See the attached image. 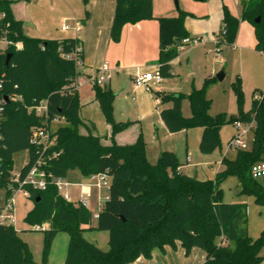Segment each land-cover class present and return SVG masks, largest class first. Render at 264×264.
Returning a JSON list of instances; mask_svg holds the SVG:
<instances>
[{"label": "trees", "instance_id": "16d2710c", "mask_svg": "<svg viewBox=\"0 0 264 264\" xmlns=\"http://www.w3.org/2000/svg\"><path fill=\"white\" fill-rule=\"evenodd\" d=\"M87 0H84L86 2ZM14 0H0V12L11 21L12 35L23 42L0 53V71L5 73L0 97L5 99L0 111V190L11 196L18 184L10 186L13 158L18 151L28 150L29 161L20 170L23 177L36 159L47 160L46 169L55 176L67 178L77 170L82 176L106 172L110 177L109 195L91 226L92 213L80 202L65 199L58 187L50 183L46 189L23 187L33 200V207L24 217L32 228L48 222L44 229L43 259L35 260L32 250L15 226L0 223V264H47L49 249L60 230L70 234L64 264H129L140 256L150 258L155 250L165 252L167 245L176 247L180 241L189 253L193 247L206 252L202 264H262L264 230L253 239L248 229L246 203L226 202L221 197L220 183L236 175L242 190L264 204V185L251 175L252 166L264 160V91L255 96L249 110H241L226 118L209 113L207 77L201 87L191 92L157 91L161 103L160 116L169 132L202 127L200 150L212 152L220 144V130L225 123L255 121L254 139L250 149H237L233 158L224 155V168L215 178L201 180L179 170L181 162L173 150H162L155 163L148 160L145 140L140 129L136 140L120 144L116 135L136 121L118 120L114 114L115 92L108 85H93L104 119L110 125V143L94 132L81 116V101L73 81L83 72L82 64L69 53L80 42L74 37L40 38L27 34L24 22L16 18ZM240 17L223 5L225 41L233 43L240 20L253 24L258 51L264 52V0H241ZM186 11L178 15L159 17V66L162 76L173 74L171 61L179 56L180 44L190 33L185 26ZM260 21H256L257 17ZM153 0H116L110 37L119 41L126 23L154 18ZM200 38V37H198ZM82 47V46H81ZM83 49V48H82ZM12 53L9 62L7 54ZM78 56L82 57V52ZM239 102L242 84L239 75L233 82ZM257 89L254 90L256 95ZM190 102L191 114L182 112V101ZM47 100V116H38L34 106ZM65 124L52 130L55 121ZM48 126L54 143L48 149H38L31 142V130ZM85 128V131L82 129ZM89 226V227H87ZM88 228L108 231L109 248L102 249L84 236ZM36 229V228H34Z\"/></svg>", "mask_w": 264, "mask_h": 264}, {"label": "rangeland", "instance_id": "374dc122", "mask_svg": "<svg viewBox=\"0 0 264 264\" xmlns=\"http://www.w3.org/2000/svg\"><path fill=\"white\" fill-rule=\"evenodd\" d=\"M39 0H30V8L36 9L39 15L47 18L42 25H36L37 29H31V33L38 31L49 32L51 36H66L67 33H76L81 25L76 28L75 14L71 12L72 18L69 20L71 28L67 31L63 30L61 25L64 14L67 10L63 4L54 0V5L43 10L42 4H35ZM159 4H163L162 0H156ZM227 2L231 9L240 10V13L233 12L240 17L242 10L241 0H179L180 7L177 8L174 0L173 8L176 15L180 10L186 11L184 22L191 17L194 23L191 25L193 33L200 36V42L197 44L187 45L180 49V54L171 61L170 76L163 77V87L166 91L178 90L184 93L191 92L193 87H201L205 78L211 76L215 79L211 80L206 86V95L210 100L209 113L216 115L224 114L229 118L233 114L239 113L241 110H249L255 96L261 97L264 91V52L249 46L250 40L255 38V30L252 23L247 20H240L236 32V38L233 43H229L222 39L225 24L222 15V3ZM48 3V2H47ZM90 0H77V7L82 10L76 16L92 20L93 13ZM86 10L88 12H86ZM91 11V15L89 13ZM233 11V10H232ZM74 16V17H73ZM88 16V17H87ZM70 18V17H69ZM245 24V26H243ZM248 25V27L246 26ZM44 28V29H42ZM47 29V31H46ZM240 39L241 41L237 43ZM96 66L93 72H96ZM154 70V69H152ZM224 71L225 76L222 80L216 78V74ZM242 84V102H239L235 92L233 82L238 75ZM86 75H82V79H86ZM113 88L115 92L114 114L116 118H138L143 128V137L145 140V153L148 160L155 163L162 149L174 150L180 161L182 172L195 178L213 179L216 173L224 168L222 158L227 155L230 158L235 157L237 149L229 146L230 139L242 128L249 127V123L240 120L241 130L237 129L235 122L225 123L220 130V144L210 153H203L200 150V138L202 135V127L194 126L187 130L177 132H169L165 124L161 123L159 110L169 105V102L161 103L158 107H154L152 99L156 98L157 91L150 92V103H145L143 107L140 105L141 94L132 92L130 89V78L123 74L115 73L112 77ZM108 83V82H107ZM105 83L104 85H106ZM257 89L256 95L254 94ZM93 91V84L87 80L82 88V98L89 96ZM89 102L92 120L96 123L100 133L106 135L107 124L105 122L103 112L97 100L83 99ZM138 111V112H137ZM145 112V113H144ZM182 112L185 116L191 114L190 102L187 98L182 101ZM65 124L64 120L55 121L51 129L55 130L59 125ZM254 139V128L243 135L242 140L246 143V148L250 149ZM29 161V151L22 150L14 154L13 158V174L20 172L22 167ZM110 182V179H108ZM264 185V176L259 178ZM221 197L226 202H242L246 203L248 208V229L253 239H256L264 230V204L255 201L254 196L244 192L239 178L236 175H229L220 183ZM109 188H93L90 199H87L86 206L92 213L91 226L96 225V214L102 209L107 197ZM72 196V194H71ZM74 198V197H73ZM15 206L17 212V222L15 228L20 236L26 240L32 250L35 260L39 263L43 259L44 246V229H34L24 221V217L33 206V200L27 195L24 189H18L15 192ZM84 236L96 243L104 250L109 248L108 231L88 228L84 231ZM70 234L68 230H60L48 252L47 264H64L68 253ZM263 255L262 264H264V245L261 250ZM206 255V254H205Z\"/></svg>", "mask_w": 264, "mask_h": 264}, {"label": "crops", "instance_id": "0c3cea01", "mask_svg": "<svg viewBox=\"0 0 264 264\" xmlns=\"http://www.w3.org/2000/svg\"><path fill=\"white\" fill-rule=\"evenodd\" d=\"M30 0H14L12 7L16 18L23 20L25 32L31 36L40 37V38H65V37H74L77 38L82 46V67L83 72L73 81L72 85H75L78 88V92L80 95V101L82 104L81 107V116L87 121L91 128H93L94 132L98 133L102 136L103 142L106 144L110 143V125L107 124V133L106 135H102L96 125V123L92 120L91 108L90 105L86 106L89 102H84L83 99L92 100L95 99V91L89 93V96L86 98H82V88L86 84L87 80H89V76L94 72L93 67L96 66V70L98 67L107 62L113 69L112 77L115 73L123 74L130 78V89L132 92H138L141 94L140 105L143 107L145 103H150V92L146 91L143 87H136L133 81V77L138 72L150 71L152 69H158L159 66V17L166 16H175L176 12L173 8L172 0H162L163 4H159L158 1L153 0V13L154 18L143 19L136 23H126L121 32V37L119 41H113L110 37V29L113 22L114 12H115V2L116 0H90V5L92 7V15L91 11H89L91 18L93 21L88 20L87 18H82L80 20V16H76V12L79 15L82 14V10L78 8L77 0H55L61 2L63 6L67 9V15L64 14L63 24H69V20L72 18L69 15H72L71 12L75 14L76 25L77 23L81 25L80 29L76 33H67L66 36L58 37L51 36L49 32H43L36 30L35 33H31V29H37V24L42 25L46 21L47 18L39 15L41 13L37 12L36 9L30 8L28 4ZM48 2V3H47ZM35 4L41 5L43 10L49 6L54 5V0H39ZM227 5V2L223 1V5ZM176 5V4H175ZM180 7L179 1L178 6ZM233 12L240 13L237 9H230ZM86 12H88L86 10ZM70 17V18H69ZM74 17V16H73ZM88 17V16H87ZM223 18V9L222 15ZM72 18L71 20H75ZM194 23V19L188 17L186 19V28L189 31L191 37H200L193 33V29L191 25ZM62 24V25H63ZM61 25V27H62ZM70 25V24H69ZM245 26V24L243 25ZM248 27V25H246ZM79 25L76 26V28ZM71 28V25H70ZM44 29V28H42ZM255 30V29H254ZM47 31V29H46ZM67 31V30H66ZM241 40L238 39L235 42L237 45ZM249 46H256V35L255 38L250 40ZM181 49V48H180ZM257 50V49H256ZM86 75V79H82V75ZM239 75V73H238ZM112 77L110 81L106 84L110 86V88L114 91ZM163 84V82H162ZM161 84L159 90H165L163 85ZM258 89V88H255ZM158 90V91H159ZM178 91V90H173ZM189 93V92H188ZM96 100V99H95ZM152 104L154 107H158L161 105V101L159 97L152 99ZM161 110V109H160ZM159 110V114H160ZM138 112V111H137ZM145 113V112H144ZM161 117V116H160ZM118 120H135L136 122L131 125L128 129L118 133L116 135V141L120 144H129L133 143L139 130L143 131L142 125H140V119L138 118H116ZM106 122V121H105ZM161 123L164 124L162 118ZM166 126V125H165ZM167 128V127H166ZM85 131V128L82 129ZM168 130V129H167ZM165 150V149H162ZM161 150V151H162ZM171 150V149H168ZM174 151V150H173ZM177 154V153H176ZM180 160V159H179ZM181 162V161H180ZM179 170L182 172V168L180 166ZM70 185L67 186V190L72 194L74 201H77L79 197V193L82 189L87 193L88 199L91 198L93 188H96L90 185L89 177L82 176L77 170H73L69 173V176L66 178ZM201 180H205L204 178H198ZM28 195V194H27ZM33 207V206H32ZM98 214V213H97ZM89 227V226H87ZM206 252L200 247H193L189 253L186 252V249L182 246L180 241L176 242V247L173 248L170 245L165 247V252L160 250H155L150 258H146L144 256H140L135 261L129 264H202L206 259Z\"/></svg>", "mask_w": 264, "mask_h": 264}, {"label": "built area", "instance_id": "2783aa9c", "mask_svg": "<svg viewBox=\"0 0 264 264\" xmlns=\"http://www.w3.org/2000/svg\"><path fill=\"white\" fill-rule=\"evenodd\" d=\"M70 25L65 23L62 25L63 30H68ZM200 42L198 37H185L179 48H184L187 45L197 44ZM21 49L23 47V42L21 40H16L12 35L11 21L8 19L6 12H0V53H5L10 48ZM82 52L81 45H78L75 52L69 53L67 57H75L77 63L82 64V57L78 56ZM113 69L107 63H102L95 73L89 76V81L94 85L102 86L109 82L112 77ZM5 73L0 71V90L4 86ZM133 81L136 87L141 86L148 92L158 91L162 82L163 76L158 69L138 72L134 75ZM5 99L0 97V111L3 108V103ZM34 111L38 116H47V100L44 99L40 103L34 106ZM249 127L242 128L241 122L236 121L237 129L242 131L234 135L230 141L229 146L235 149H245L246 143L242 140L243 135L249 130V128L255 127V121H250ZM31 142L37 145L38 149H48L54 143V138L51 136V129L48 126H37L33 127L31 130ZM47 160L42 156L38 157L36 161L31 165L26 174L21 177L20 172L13 174L10 181V188H13L14 183L18 184V189H23L26 185H31L34 189L44 190L50 183H54L61 195L68 201H74L71 193L67 190V186L70 182L66 178L55 176L52 172L47 171L46 167ZM251 175L254 178H261L264 176V160L255 163L251 168ZM90 185L102 188L103 186L110 187L109 175L106 172H101L93 174L89 177ZM18 189H14L11 196L6 197V190H0V223L12 224L15 226L17 222V212L15 206V192ZM87 196H89L85 191L79 193V197L76 202H80L86 205ZM98 214H96L97 217ZM48 227V222L42 225H36V229H45Z\"/></svg>", "mask_w": 264, "mask_h": 264}, {"label": "water", "instance_id": "95a60500", "mask_svg": "<svg viewBox=\"0 0 264 264\" xmlns=\"http://www.w3.org/2000/svg\"><path fill=\"white\" fill-rule=\"evenodd\" d=\"M178 1L179 0H174L176 6H178ZM256 21H260V17L259 16L256 18ZM11 55H12V53H8L7 54V62H9V60L11 58ZM224 76H225L224 71H220L219 73L216 74V78L219 79V80H222L224 78ZM5 99L8 100L9 99L8 96H6Z\"/></svg>", "mask_w": 264, "mask_h": 264}]
</instances>
